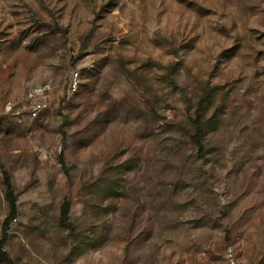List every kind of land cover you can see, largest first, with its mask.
Returning a JSON list of instances; mask_svg holds the SVG:
<instances>
[{"label":"rangeland","instance_id":"1","mask_svg":"<svg viewBox=\"0 0 264 264\" xmlns=\"http://www.w3.org/2000/svg\"><path fill=\"white\" fill-rule=\"evenodd\" d=\"M10 192L11 264H264V0H0Z\"/></svg>","mask_w":264,"mask_h":264},{"label":"trees","instance_id":"2","mask_svg":"<svg viewBox=\"0 0 264 264\" xmlns=\"http://www.w3.org/2000/svg\"><path fill=\"white\" fill-rule=\"evenodd\" d=\"M11 187H10V183L8 182V190H10ZM8 201H9V208H10V211H9V215L7 217V219L5 220V223H4V239H1L0 240V257L7 263V264H11L12 261L9 257V255L4 251V246H5V243H6V229L7 227L11 224V222L16 218V215H17V206H16V200L13 196V194L10 192V194L8 195ZM68 215H69V209L68 207H63V210H62V220L64 222V224L67 222L68 220Z\"/></svg>","mask_w":264,"mask_h":264}]
</instances>
